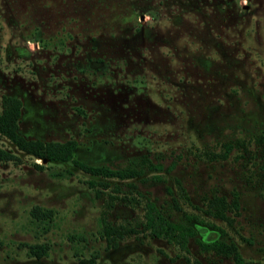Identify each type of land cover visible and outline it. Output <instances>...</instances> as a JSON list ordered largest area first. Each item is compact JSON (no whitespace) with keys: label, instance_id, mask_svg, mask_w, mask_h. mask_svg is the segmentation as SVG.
I'll list each match as a JSON object with an SVG mask.
<instances>
[{"label":"rangeland","instance_id":"rangeland-1","mask_svg":"<svg viewBox=\"0 0 264 264\" xmlns=\"http://www.w3.org/2000/svg\"><path fill=\"white\" fill-rule=\"evenodd\" d=\"M2 95L23 136L142 173L91 176L0 137L17 156L0 161V264H234L198 243L216 238L264 264V0H0ZM214 196L227 220L204 212ZM156 211L195 234L159 232Z\"/></svg>","mask_w":264,"mask_h":264},{"label":"trees","instance_id":"trees-1","mask_svg":"<svg viewBox=\"0 0 264 264\" xmlns=\"http://www.w3.org/2000/svg\"><path fill=\"white\" fill-rule=\"evenodd\" d=\"M22 103L17 97L10 95H2L0 97V137L5 138L17 150L33 156L35 158L52 161L58 160L70 162L81 171L91 175L100 176L102 178H117L120 180L135 178L141 175V169L136 167H118L111 168L105 165H91L80 161L74 157L76 142L73 139L65 141H43L39 138H27L19 131V123L21 120ZM17 156L9 150L0 147V161L16 160ZM37 168H41L40 164L33 163ZM147 166L153 168V165L147 161ZM90 187L99 184L102 188H106L108 183L105 181L96 182L93 180L86 181ZM228 203L222 196H214L207 200L206 210L204 212L214 218L227 220ZM34 217L46 216L37 207L31 211ZM149 223L151 226L156 224L159 227V232L169 234L174 231L181 235L182 242L186 241L188 236H193L195 231L193 228L181 223H171L164 219L157 211L154 212ZM214 227V226H213ZM217 229V228H216ZM106 240H113L117 232L114 227L104 226L102 228ZM203 250H212L226 257H231L234 264H243V259L238 252L236 246L232 242H225L222 239H212L210 241H198ZM45 252V247L42 245H30L29 253L35 257H40ZM87 264H93L94 259H89Z\"/></svg>","mask_w":264,"mask_h":264}]
</instances>
